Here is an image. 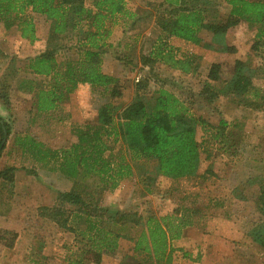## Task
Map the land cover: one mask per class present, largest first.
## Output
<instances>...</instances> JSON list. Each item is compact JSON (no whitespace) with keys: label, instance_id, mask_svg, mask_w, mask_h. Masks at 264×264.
<instances>
[{"label":"rangeland","instance_id":"1","mask_svg":"<svg viewBox=\"0 0 264 264\" xmlns=\"http://www.w3.org/2000/svg\"><path fill=\"white\" fill-rule=\"evenodd\" d=\"M161 1L127 0V10L135 17L119 16L115 24H110L108 42L111 47L103 57L102 70L116 78V92L108 94L80 86L69 101L47 114L39 113L35 103L36 90L49 88V82L29 74L28 65L30 59L46 50L49 23L42 16H29L37 31L34 43L23 40L17 26L6 30L4 23H0V118L10 129L6 148L0 153V172L16 168L14 176L18 178V186L16 180L14 185L5 180L0 182V234L10 232L17 236L11 250L0 241L1 264H34L40 256L46 257L49 264H64L76 250L73 233L41 216V208L47 207L55 196L48 187L67 192L73 183L58 170L53 171L52 165L40 164L29 154L24 156L15 144L16 138L30 135L50 150L69 148L77 141L78 129L96 127L99 110L104 104L113 103L121 112L135 102L139 81L149 84L147 91L153 96L145 102L150 108L157 98L156 93L163 88L174 93L191 108L193 115L211 126L218 127L221 121L229 126L224 130L221 145L198 130V141L210 158L202 156L198 177L183 180L163 177L156 161H132L121 141L111 142L112 150L107 155L111 152L115 156H125L135 175L125 180L121 188L105 192L100 207L110 213L137 215L143 222L150 216L161 218L173 212L174 217L189 219L192 226L184 231L188 245L178 248V241L172 243L179 264H218L220 261H224L223 264H264V257L242 246L250 222L258 220L255 202L260 186L264 185V101L261 111H256L244 107L239 98L223 96L210 103L206 95L203 96L211 67L214 64L222 67V80L209 82L213 90H219L223 81L231 78L239 59L246 61L254 85L264 94V44L257 43V30L248 23L231 28L224 38L234 53L204 48L213 41L205 32L201 35L203 46L169 39L178 58H195L196 72L184 75L160 64L153 65L150 71L143 63L160 36L154 18ZM206 2L209 21H227L230 11L227 0ZM163 10L165 7H160L159 11ZM77 35H71L72 40L66 39L63 42L65 50L56 55L62 72L68 61L80 58ZM43 202L46 206L41 205ZM108 216L104 215V219ZM139 231L141 227L130 229L128 233L136 239ZM122 241L125 249H133V242ZM212 247L220 248L213 252ZM186 251L191 258L183 257ZM221 251L224 257L219 256Z\"/></svg>","mask_w":264,"mask_h":264},{"label":"trees","instance_id":"2","mask_svg":"<svg viewBox=\"0 0 264 264\" xmlns=\"http://www.w3.org/2000/svg\"><path fill=\"white\" fill-rule=\"evenodd\" d=\"M207 3L206 0L161 1L154 18L160 36L143 63L150 71L153 65L160 64L184 75L196 72L195 58H178L169 39L203 46L201 35L205 32L213 41L204 48L234 53L224 38L231 28L248 23L257 30V43L264 44V1L227 0L229 17L220 23L207 19ZM126 6L127 0H0V23H4L6 30L17 26L23 40L37 41L36 26L29 17L32 14L44 17L50 25L46 50L30 59L28 65L29 74L37 80L45 79L50 86L36 90L35 104L39 113L55 111L69 101L80 86L86 85L92 91L101 90L108 94L116 92L117 80L103 72L102 63L111 47L108 42L110 24H115L119 16L135 17ZM160 7L165 10L159 11ZM73 34L79 37L80 58L68 61L62 72L56 55L65 50L63 42L68 38L72 40ZM246 65V61L237 60L231 78L223 81L221 89L213 90L209 82L222 80V67L214 64L205 84L203 96L206 95V100L213 103L216 98L234 97L239 98L244 107L261 111L264 94L254 85L252 72ZM148 88L147 82L139 81L135 102L121 112L113 103L104 104L99 110L96 127L78 129L77 141L69 148L50 150L30 135L16 138L15 144L24 156L29 154L40 164L52 165L53 171L58 170L73 183L69 191L58 193L53 207L41 208L43 218L75 235L76 250L66 259L67 264H102L104 257H114L123 263L129 260L130 264H172V243L180 240L185 229L192 226L189 219L174 217V212L161 218L150 216L143 222L137 215L110 213L100 207L105 192L118 189L123 181L134 175L125 156H115L111 152L107 155L112 150L111 142L121 141L134 162L156 161L161 175L172 180L198 177L202 156L210 158L198 141V130L223 144L227 123L221 121L218 127L211 126L203 118L193 115L191 108L174 93L163 88L156 93L157 98L150 108L145 102L146 98L153 96ZM5 132L9 137V126L0 118L1 152L6 148V144L3 145ZM16 171V168H9L0 172V182L5 180L14 185ZM90 183L93 185H88ZM255 203L259 217L256 222H250L242 246L264 257L263 184ZM106 214L109 216L104 219ZM138 227H141V233L134 239L128 231ZM122 239L134 243V256H126L120 251ZM16 240L13 233L0 234V241L8 250L13 249ZM33 262L49 264L44 256Z\"/></svg>","mask_w":264,"mask_h":264},{"label":"crops","instance_id":"3","mask_svg":"<svg viewBox=\"0 0 264 264\" xmlns=\"http://www.w3.org/2000/svg\"><path fill=\"white\" fill-rule=\"evenodd\" d=\"M143 1V0H142ZM158 29V28H157ZM178 42H180V41H182V40H179V39H176ZM185 42V41H184ZM186 43V42H185ZM76 93V92H75ZM133 171H134V169H133ZM134 175H135V172H134ZM133 175V176H134ZM15 180H16V184H17V186H18V182H17V180H18V178L15 176ZM124 184H126V181H124V182H122V184L120 185V188L124 185ZM48 191H51V192H54V197H52V202H51V200H50V202L51 203H49L48 204V206L47 207H53L56 203H57V196H58V193L59 192H57L56 190H53V187L52 186H49L48 187ZM50 192V193H51ZM53 199L55 200L54 201V203H53ZM42 206H46V205H44V202L41 204ZM217 223L218 224H222L220 221H217ZM123 240V239H122ZM122 240H120V250L122 251V253H124V254H126V256L129 254V255H131V256H134L135 254H134V252H133V249L130 251V250H128V249H125L124 247H123V241ZM125 240V239H124ZM188 242H189V239L187 238V236L185 237V234H183V237L180 239V240H178V242H177V246H178V248H183L184 246H187L188 245ZM205 242H207V239L205 238ZM174 246V248H175V245H173ZM222 247V246H221ZM134 248V247H133ZM219 248L220 247H217V248H215V247H212V251L213 252H216V251H218L219 250ZM215 249H216V251H215ZM174 253H176V252H174ZM128 255V256H129ZM219 256H221V257H224V254H223V252L221 251V254H219ZM184 258H186V257H188V258H191V254H189L187 251L186 252H184V256H183ZM176 256H175V254H173V261H172V264H179L178 262H176ZM65 260V259H64ZM129 261V260H128ZM128 261H125L124 263H123V261L121 260L120 262L119 261H115V260H113V259H110V258H108V257H104L103 258V261H102V264H130ZM223 262L224 261H220V263H218V264H223ZM0 264H1V262H0ZM64 264H66L65 262H64ZM156 264V263H155Z\"/></svg>","mask_w":264,"mask_h":264},{"label":"water","instance_id":"4","mask_svg":"<svg viewBox=\"0 0 264 264\" xmlns=\"http://www.w3.org/2000/svg\"><path fill=\"white\" fill-rule=\"evenodd\" d=\"M7 139H8V136H7L6 132H5V140H4V142H3V145L6 144ZM0 153H1V151H0Z\"/></svg>","mask_w":264,"mask_h":264}]
</instances>
